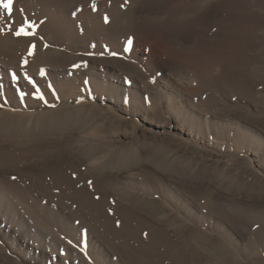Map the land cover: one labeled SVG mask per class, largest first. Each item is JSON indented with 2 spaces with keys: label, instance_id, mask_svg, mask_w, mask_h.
Instances as JSON below:
<instances>
[{
  "label": "rangeland",
  "instance_id": "obj_1",
  "mask_svg": "<svg viewBox=\"0 0 264 264\" xmlns=\"http://www.w3.org/2000/svg\"><path fill=\"white\" fill-rule=\"evenodd\" d=\"M6 3L0 264H264V0Z\"/></svg>",
  "mask_w": 264,
  "mask_h": 264
},
{
  "label": "snow or ice",
  "instance_id": "obj_2",
  "mask_svg": "<svg viewBox=\"0 0 264 264\" xmlns=\"http://www.w3.org/2000/svg\"><path fill=\"white\" fill-rule=\"evenodd\" d=\"M10 5H11V0H8V3L4 4L3 7L6 8V9H10ZM94 10H95V7L93 6ZM105 22H107V18H105ZM28 35L27 32H25V30L23 28H21L19 31L16 32V35L19 36V35ZM34 47V46H33Z\"/></svg>",
  "mask_w": 264,
  "mask_h": 264
},
{
  "label": "bare ground",
  "instance_id": "obj_3",
  "mask_svg": "<svg viewBox=\"0 0 264 264\" xmlns=\"http://www.w3.org/2000/svg\"><path fill=\"white\" fill-rule=\"evenodd\" d=\"M219 60H223V61H225V62H227L225 59H223V58H219ZM222 64H223V62H221ZM230 63H232L231 61H230ZM235 63H237L236 61H235Z\"/></svg>",
  "mask_w": 264,
  "mask_h": 264
}]
</instances>
